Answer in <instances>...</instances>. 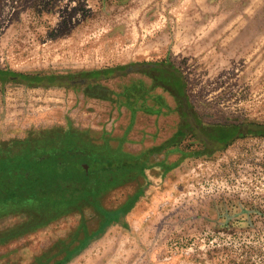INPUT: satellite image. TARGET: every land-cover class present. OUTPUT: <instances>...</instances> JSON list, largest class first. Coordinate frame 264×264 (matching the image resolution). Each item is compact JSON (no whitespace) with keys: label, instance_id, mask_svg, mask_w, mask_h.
Wrapping results in <instances>:
<instances>
[{"label":"rangeland","instance_id":"rangeland-1","mask_svg":"<svg viewBox=\"0 0 264 264\" xmlns=\"http://www.w3.org/2000/svg\"><path fill=\"white\" fill-rule=\"evenodd\" d=\"M0 67L66 76L0 80V127L40 153L76 129L147 158L0 243V264H264V0H0ZM231 124L246 134L219 141Z\"/></svg>","mask_w":264,"mask_h":264},{"label":"trees","instance_id":"trees-1","mask_svg":"<svg viewBox=\"0 0 264 264\" xmlns=\"http://www.w3.org/2000/svg\"><path fill=\"white\" fill-rule=\"evenodd\" d=\"M116 70L117 67H108L85 74L108 77ZM19 77L32 86L62 85L66 82L65 74L61 73L35 74L0 67V80ZM164 81L168 82L162 84L165 86V83H169L176 95H184L185 84L181 78L173 74L170 78H164ZM156 85L155 82L147 90L141 89L142 94L135 102L141 98V105L144 106L151 89ZM156 101L159 103L158 99ZM252 125L262 128L254 133L264 134V123L256 122ZM241 126L242 124L223 126L217 136L218 140L228 144L234 137L245 135ZM58 132L56 131L57 141H53L48 135V139L38 141L39 144H44L45 151L42 153L40 145L34 146L30 137L16 138L10 145L0 146V220L11 214H30L29 208L35 212L37 210L41 217L36 215L31 218V213L20 225L2 229L0 243L59 218L61 205L66 202L72 204L84 194L93 196L113 180L112 176L123 177L129 171H140L147 167L146 153L132 154L108 144H93L85 140L83 134L76 129L70 132L63 130L61 134ZM178 133L182 134L184 130L181 128ZM44 202L49 203L50 210H46ZM19 209L21 210L18 211ZM114 216L109 212L110 218Z\"/></svg>","mask_w":264,"mask_h":264},{"label":"crops","instance_id":"crops-1","mask_svg":"<svg viewBox=\"0 0 264 264\" xmlns=\"http://www.w3.org/2000/svg\"><path fill=\"white\" fill-rule=\"evenodd\" d=\"M17 130H12L11 128L5 130L4 128L0 127V146L10 145L11 142H14L17 138ZM4 229V227H0V231Z\"/></svg>","mask_w":264,"mask_h":264},{"label":"flooded vegetation","instance_id":"flooded-vegetation-1","mask_svg":"<svg viewBox=\"0 0 264 264\" xmlns=\"http://www.w3.org/2000/svg\"><path fill=\"white\" fill-rule=\"evenodd\" d=\"M183 100L187 101V99H186V96H185V95L183 96Z\"/></svg>","mask_w":264,"mask_h":264},{"label":"water","instance_id":"water-1","mask_svg":"<svg viewBox=\"0 0 264 264\" xmlns=\"http://www.w3.org/2000/svg\"><path fill=\"white\" fill-rule=\"evenodd\" d=\"M83 82L85 81V80H82ZM87 167V166H86Z\"/></svg>","mask_w":264,"mask_h":264}]
</instances>
